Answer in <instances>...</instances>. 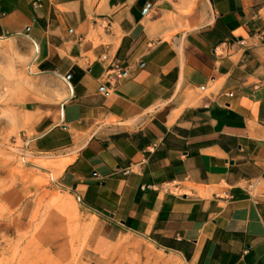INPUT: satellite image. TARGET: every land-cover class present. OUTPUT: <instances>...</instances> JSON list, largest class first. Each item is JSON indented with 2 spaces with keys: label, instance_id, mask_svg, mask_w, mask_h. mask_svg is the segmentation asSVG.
<instances>
[{
  "label": "crops",
  "instance_id": "0c3cea01",
  "mask_svg": "<svg viewBox=\"0 0 264 264\" xmlns=\"http://www.w3.org/2000/svg\"><path fill=\"white\" fill-rule=\"evenodd\" d=\"M1 38L33 47L21 126L51 163L33 166L108 231L264 264V0H0Z\"/></svg>",
  "mask_w": 264,
  "mask_h": 264
},
{
  "label": "rangeland",
  "instance_id": "374dc122",
  "mask_svg": "<svg viewBox=\"0 0 264 264\" xmlns=\"http://www.w3.org/2000/svg\"><path fill=\"white\" fill-rule=\"evenodd\" d=\"M32 58L27 40L0 39V264H184L141 237L108 231L70 190L33 166L51 163L30 150L21 126L24 101L39 92L28 72ZM32 172L42 174V186L11 206L7 192Z\"/></svg>",
  "mask_w": 264,
  "mask_h": 264
},
{
  "label": "bare ground",
  "instance_id": "6f19581e",
  "mask_svg": "<svg viewBox=\"0 0 264 264\" xmlns=\"http://www.w3.org/2000/svg\"><path fill=\"white\" fill-rule=\"evenodd\" d=\"M32 65V64H31ZM31 65L29 64V66H28V72H29V74H31V75H34L35 73H32V68H31ZM35 166V165H34ZM37 166V165H36ZM53 176H52V178H54L55 177V175L57 174V172H52L51 173ZM51 177V176H50ZM65 202L66 201H64V204H65ZM67 204V203H66Z\"/></svg>",
  "mask_w": 264,
  "mask_h": 264
},
{
  "label": "built area",
  "instance_id": "2783aa9c",
  "mask_svg": "<svg viewBox=\"0 0 264 264\" xmlns=\"http://www.w3.org/2000/svg\"><path fill=\"white\" fill-rule=\"evenodd\" d=\"M105 58L106 57H103V59H105ZM113 74H114L115 79H118L122 76V72L119 69H117Z\"/></svg>",
  "mask_w": 264,
  "mask_h": 264
},
{
  "label": "water",
  "instance_id": "95a60500",
  "mask_svg": "<svg viewBox=\"0 0 264 264\" xmlns=\"http://www.w3.org/2000/svg\"><path fill=\"white\" fill-rule=\"evenodd\" d=\"M66 78H69V76H67Z\"/></svg>",
  "mask_w": 264,
  "mask_h": 264
}]
</instances>
